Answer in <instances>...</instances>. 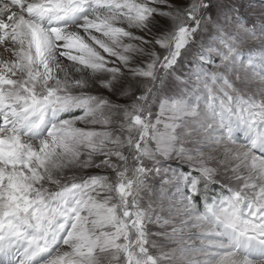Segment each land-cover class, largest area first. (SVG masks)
Instances as JSON below:
<instances>
[{
  "label": "snow or ice",
  "instance_id": "6c2138e0",
  "mask_svg": "<svg viewBox=\"0 0 264 264\" xmlns=\"http://www.w3.org/2000/svg\"><path fill=\"white\" fill-rule=\"evenodd\" d=\"M0 264H264V0H0Z\"/></svg>",
  "mask_w": 264,
  "mask_h": 264
},
{
  "label": "rangeland",
  "instance_id": "374dc122",
  "mask_svg": "<svg viewBox=\"0 0 264 264\" xmlns=\"http://www.w3.org/2000/svg\"><path fill=\"white\" fill-rule=\"evenodd\" d=\"M1 53H3V52H0V58H7L5 55V53H3V54H1ZM3 56H5V57H3Z\"/></svg>",
  "mask_w": 264,
  "mask_h": 264
},
{
  "label": "bare ground",
  "instance_id": "6f19581e",
  "mask_svg": "<svg viewBox=\"0 0 264 264\" xmlns=\"http://www.w3.org/2000/svg\"><path fill=\"white\" fill-rule=\"evenodd\" d=\"M1 54H3V53H1ZM6 56V55H5ZM5 56H3V57H5Z\"/></svg>",
  "mask_w": 264,
  "mask_h": 264
}]
</instances>
